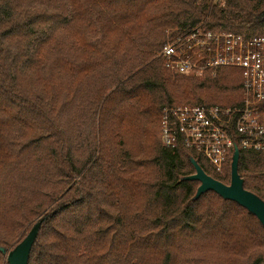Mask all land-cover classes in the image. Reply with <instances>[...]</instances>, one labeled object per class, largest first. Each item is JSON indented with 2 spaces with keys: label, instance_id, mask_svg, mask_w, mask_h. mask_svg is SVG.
Instances as JSON below:
<instances>
[{
  "label": "trees",
  "instance_id": "1",
  "mask_svg": "<svg viewBox=\"0 0 264 264\" xmlns=\"http://www.w3.org/2000/svg\"><path fill=\"white\" fill-rule=\"evenodd\" d=\"M201 24L264 36V0H0V264L45 216L28 264H264L260 221L185 180L194 158L228 185L233 153L217 172L161 140L166 108L242 106L239 69L159 57ZM235 138L264 200V149Z\"/></svg>",
  "mask_w": 264,
  "mask_h": 264
},
{
  "label": "built area",
  "instance_id": "2",
  "mask_svg": "<svg viewBox=\"0 0 264 264\" xmlns=\"http://www.w3.org/2000/svg\"><path fill=\"white\" fill-rule=\"evenodd\" d=\"M178 74H202L209 69L234 68L243 78V103L237 108L182 105L162 114L165 147H184L222 171L239 139L242 148L264 149V36L245 38L216 33L203 24L170 40L159 54Z\"/></svg>",
  "mask_w": 264,
  "mask_h": 264
},
{
  "label": "water",
  "instance_id": "3",
  "mask_svg": "<svg viewBox=\"0 0 264 264\" xmlns=\"http://www.w3.org/2000/svg\"><path fill=\"white\" fill-rule=\"evenodd\" d=\"M239 158V147L235 144L231 161V178L228 185L207 175L199 165L198 161L194 158H190V162L195 170V173L185 177V180L199 182V187L197 188L195 194L196 200L208 192H214L224 200L234 202L246 209L264 226V200L255 193L245 189L244 180L241 178L238 170ZM46 218L47 216H45L44 219ZM44 219L36 223L28 232L26 237L10 252H8V264H28L32 247L35 244ZM2 252L5 251L2 250Z\"/></svg>",
  "mask_w": 264,
  "mask_h": 264
}]
</instances>
